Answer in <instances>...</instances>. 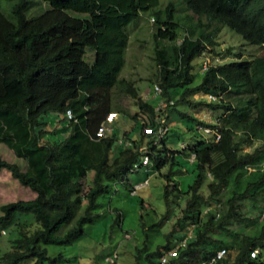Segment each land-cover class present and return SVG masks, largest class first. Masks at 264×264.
I'll list each match as a JSON object with an SVG mask.
<instances>
[{"label": "trees", "instance_id": "1", "mask_svg": "<svg viewBox=\"0 0 264 264\" xmlns=\"http://www.w3.org/2000/svg\"><path fill=\"white\" fill-rule=\"evenodd\" d=\"M142 14L152 22L155 77L162 87L156 103L122 75L129 25ZM224 29L239 35L243 46L253 45L252 53L241 48L230 56L227 47L228 59L203 68L201 52L220 44ZM197 92L203 95L195 97ZM123 95L138 106L130 116L140 122L141 137L112 130L97 136L109 111L129 112ZM161 98L172 117L179 112L198 129L212 128L203 131L214 136L179 150L167 144L166 134L154 143L144 128L161 123ZM68 109L70 131L56 141L48 115ZM204 109L219 112L216 120L196 113ZM1 143L20 161L0 152V169H9L36 196L1 204L0 230L7 233L12 223L17 234L0 245V264H57L66 248L81 253L78 243L104 217L101 199L111 183L122 180L134 189L128 177L140 160L145 165L141 146L167 179V206L183 214L157 246H135L138 264H161L174 246L177 254L163 264H197L221 248L226 254L216 264H264V0H0ZM177 151L195 153V177L185 190L174 177L188 171ZM107 210L118 213L113 226L121 225L122 209Z\"/></svg>", "mask_w": 264, "mask_h": 264}, {"label": "rangeland", "instance_id": "2", "mask_svg": "<svg viewBox=\"0 0 264 264\" xmlns=\"http://www.w3.org/2000/svg\"><path fill=\"white\" fill-rule=\"evenodd\" d=\"M32 9V4H30V13ZM138 19L137 22H132L129 25L130 37L125 51L126 61L123 65L122 75L133 78L140 93L156 103L158 97L153 88L157 83L155 74L158 67L150 36L152 22L151 20L149 21L145 14H142ZM220 41V44L206 46L201 52V62H205L202 65L203 68L207 64L216 63L218 60L223 61L228 59V57L233 56L235 49L243 48L247 50V53H252L254 48L253 45L243 46L244 43L241 37L226 29L222 31ZM227 47L232 50L230 56L228 55ZM200 95H203V93L197 92L195 97ZM121 102L129 112H118L112 132L122 136L128 131L131 132L132 136L140 138L141 124L130 116V114L138 110L135 100L123 95ZM161 111L163 119L168 122L170 127V130L165 135V140L168 145L173 143L176 150L189 143H197L199 137L207 138L214 136V133H205L202 129H198V122L183 117V114L177 111L175 116L172 117V110L167 106ZM196 113L208 121H215L219 114V112H212L206 109L196 111ZM47 128L53 133L56 141L64 138L70 131L68 115L65 112L49 114ZM149 140V137H145L146 144H149ZM0 152L7 159L20 161V158L14 154L12 149L3 143L0 144ZM176 156L184 164L185 169H188V171L174 175L181 188L185 190L195 177V173L192 171V162L189 159L191 155L188 157L177 151ZM139 164L140 166L137 171L129 174L128 181L134 186L146 179L148 183L138 187L136 193H132L126 188L124 181L119 180L117 184L112 182L109 190L105 195H102L101 199V215L104 216L103 219L96 223L90 236H86L84 240L78 243L81 253H79L78 249H74L75 251L72 252L69 248H66L65 257L57 260V264H113L111 261H116V250L118 251L116 264H138V261L133 257L136 251L135 246L138 244L148 246L149 244V248L152 249L162 241L163 233L173 229L176 219L182 216L183 213L180 208L175 209L172 205L170 207L167 206L165 198L167 179L158 174V170L153 163L141 165L142 160H140ZM162 171L168 172L169 166L164 167ZM35 196L36 192L30 187L24 186L13 176L9 169H0V206L9 201L29 199ZM114 207L122 209V215L120 216L122 220L119 221L121 223L119 226H113L114 217L118 213L116 214L115 211H111V213L107 210ZM169 209L172 210L169 211ZM95 220L98 221V218ZM154 223H158L159 225L151 227ZM11 224L5 227L7 233L3 234L0 230V245H8L16 236L17 231ZM191 227L190 224L186 227L188 231L186 236L190 235ZM22 264H31V261L26 260Z\"/></svg>", "mask_w": 264, "mask_h": 264}, {"label": "built area", "instance_id": "3", "mask_svg": "<svg viewBox=\"0 0 264 264\" xmlns=\"http://www.w3.org/2000/svg\"><path fill=\"white\" fill-rule=\"evenodd\" d=\"M153 90H154L155 94L158 95V94L161 93L162 87L158 83H156L154 85ZM209 96L212 97V98H216V95H214V94H210ZM166 105H167V101L161 98L159 100V103L156 106V110L157 111H161ZM66 114L70 118L73 117V113H72L71 109H68L66 111ZM117 116H118V112L117 111H115V110L109 111L107 113V115L105 116V118L98 125V127H97V129L95 131L96 135L99 136V137H101V136H104L105 134H107L109 131L113 130L114 122H115ZM144 130L148 134L155 135L154 143H157L167 133V131L169 130V125H168V122L166 120L162 119L161 120V123L159 124V126L157 128L154 127V126H152V125H147V126H145ZM203 130L206 131V132L213 131V129L212 128H209V127H203ZM219 137H220V135L217 134L216 135V138H219ZM119 142L120 143H123L125 145H130L129 140L124 139V138H120L119 139ZM140 149H141V151L144 152L143 164H145V165L146 164H149L151 162V160H150L149 155L146 153L147 152V148L145 146H141ZM194 158H195V153L193 152L191 154L190 160L193 161ZM146 183H148V180L147 179L145 181H142L140 183H137L134 186V189L132 190V193H136L137 192V188L140 187V186H142V185H145ZM189 236H186V238L189 237ZM186 238H184L183 240H181V242L179 243V245H183L184 246L185 245ZM177 252H178V249H177L176 246H174L172 248H169L160 257V263L161 264L165 263L167 261L168 256L176 255ZM225 254H226V249L225 248H221L210 259H208V260H201L197 264H216L218 260H220L221 258H223L225 256ZM252 254L253 255H256L257 254V249H254L252 251Z\"/></svg>", "mask_w": 264, "mask_h": 264}, {"label": "crops", "instance_id": "4", "mask_svg": "<svg viewBox=\"0 0 264 264\" xmlns=\"http://www.w3.org/2000/svg\"><path fill=\"white\" fill-rule=\"evenodd\" d=\"M118 117V116H117ZM122 137V136H121ZM125 139V138H124ZM128 140V139H127ZM121 144H123V143H121ZM131 144V143H130Z\"/></svg>", "mask_w": 264, "mask_h": 264}]
</instances>
